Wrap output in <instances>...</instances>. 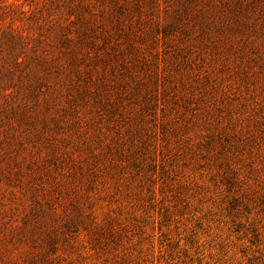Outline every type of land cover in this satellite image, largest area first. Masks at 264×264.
I'll use <instances>...</instances> for the list:
<instances>
[{"label": "rangeland", "instance_id": "374dc122", "mask_svg": "<svg viewBox=\"0 0 264 264\" xmlns=\"http://www.w3.org/2000/svg\"><path fill=\"white\" fill-rule=\"evenodd\" d=\"M153 17L149 61L93 53L58 88L49 157L0 192V264H264V42L232 70L224 43L191 60Z\"/></svg>", "mask_w": 264, "mask_h": 264}, {"label": "trees", "instance_id": "16d2710c", "mask_svg": "<svg viewBox=\"0 0 264 264\" xmlns=\"http://www.w3.org/2000/svg\"><path fill=\"white\" fill-rule=\"evenodd\" d=\"M144 16H154L151 23L164 39L179 34L191 60L214 52L228 61L219 51L224 43L242 56L223 64L232 70L244 65L246 49L259 53L264 42L256 41L264 35V0H0V192L14 183L21 187L23 168L34 173L49 157L40 142L49 140L44 130L56 119L58 88L69 95L83 78L85 60L95 53L101 63H124V54L134 53L149 61L139 41ZM48 245V253H55L53 239Z\"/></svg>", "mask_w": 264, "mask_h": 264}]
</instances>
